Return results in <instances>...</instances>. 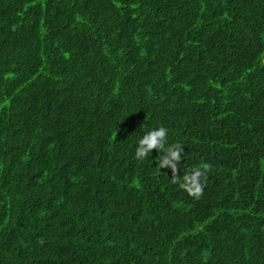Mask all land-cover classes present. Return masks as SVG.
Instances as JSON below:
<instances>
[{"label": "trees", "instance_id": "obj_1", "mask_svg": "<svg viewBox=\"0 0 264 264\" xmlns=\"http://www.w3.org/2000/svg\"><path fill=\"white\" fill-rule=\"evenodd\" d=\"M0 264H264V0H0Z\"/></svg>", "mask_w": 264, "mask_h": 264}, {"label": "clouds", "instance_id": "obj_2", "mask_svg": "<svg viewBox=\"0 0 264 264\" xmlns=\"http://www.w3.org/2000/svg\"><path fill=\"white\" fill-rule=\"evenodd\" d=\"M168 130L160 127L158 130H153L146 133L143 138L138 141L136 149V159L142 160L147 157L149 152L153 150L162 151L165 153L159 158V168H171L172 170V183L179 184V187L185 190L190 196L199 197L203 194V189L207 180V172L209 166L207 164L201 165L196 168L190 175L183 177V182L178 175V165L181 161V154L184 149L179 144H173L166 147ZM203 180V182H202Z\"/></svg>", "mask_w": 264, "mask_h": 264}]
</instances>
